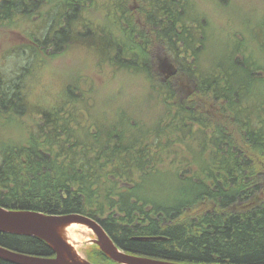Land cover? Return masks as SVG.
Returning <instances> with one entry per match:
<instances>
[{"label": "trees", "instance_id": "trees-1", "mask_svg": "<svg viewBox=\"0 0 264 264\" xmlns=\"http://www.w3.org/2000/svg\"><path fill=\"white\" fill-rule=\"evenodd\" d=\"M189 5L0 0V24L44 23L18 47L32 65L74 49L91 71L75 69L64 100L25 131L21 75L0 71L1 207L92 217L133 255L264 264V21L211 27ZM0 246L54 255L35 236L0 231ZM85 253L118 264L95 244Z\"/></svg>", "mask_w": 264, "mask_h": 264}, {"label": "rangeland", "instance_id": "rangeland-1", "mask_svg": "<svg viewBox=\"0 0 264 264\" xmlns=\"http://www.w3.org/2000/svg\"><path fill=\"white\" fill-rule=\"evenodd\" d=\"M190 3V10L202 11L206 14L205 17L209 19L211 27L233 28L232 30L237 31L242 24L245 25L244 23L254 25L258 23L257 21H264V0H190ZM38 19L36 16L28 19L14 17L0 24V71L4 78L8 76L15 79L21 75L30 106V113L19 120L18 124L15 122L18 131L20 129L25 131L32 126L38 120L39 111L52 110L64 100V87L67 81L73 78L75 69L91 74L88 62L86 66L84 61H77L78 55H81L80 50L74 49L47 60L41 67L32 65L34 60L32 51L26 48L25 51L20 52L18 47L29 42L30 31L44 29V23L39 24ZM222 38L224 35L215 37L218 40ZM97 82L102 84L100 79ZM125 92L128 95L129 83ZM80 228L82 229L81 232L78 231L80 236L73 244L79 254L86 258L85 252L91 247L95 235L89 229Z\"/></svg>", "mask_w": 264, "mask_h": 264}, {"label": "water", "instance_id": "water-1", "mask_svg": "<svg viewBox=\"0 0 264 264\" xmlns=\"http://www.w3.org/2000/svg\"><path fill=\"white\" fill-rule=\"evenodd\" d=\"M70 224H82L95 235L91 243L118 264H186L168 260L133 255L121 250L94 218L79 214H45L29 210H11L0 206V231L18 235L35 236L53 251V256H37L0 246V258L16 264H94L84 258L63 235ZM162 237H144L160 239Z\"/></svg>", "mask_w": 264, "mask_h": 264}, {"label": "bare ground", "instance_id": "bare-ground-1", "mask_svg": "<svg viewBox=\"0 0 264 264\" xmlns=\"http://www.w3.org/2000/svg\"><path fill=\"white\" fill-rule=\"evenodd\" d=\"M80 227L89 229L85 225H82V224H70L69 226H67L63 229V235H64L65 239L67 241H69V243L72 244L73 242L77 241V238L80 236L79 235L80 233H78V231L82 230ZM77 229H79V230H77Z\"/></svg>", "mask_w": 264, "mask_h": 264}]
</instances>
